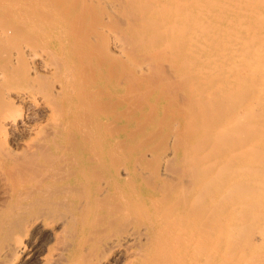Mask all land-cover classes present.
<instances>
[{"label": "bare ground", "instance_id": "6f19581e", "mask_svg": "<svg viewBox=\"0 0 264 264\" xmlns=\"http://www.w3.org/2000/svg\"><path fill=\"white\" fill-rule=\"evenodd\" d=\"M219 262L264 264V0H0V264Z\"/></svg>", "mask_w": 264, "mask_h": 264}, {"label": "rangeland", "instance_id": "374dc122", "mask_svg": "<svg viewBox=\"0 0 264 264\" xmlns=\"http://www.w3.org/2000/svg\"><path fill=\"white\" fill-rule=\"evenodd\" d=\"M134 103V102H133ZM197 245H198V243H197ZM233 260H237L236 258H234V257H231L230 259H229V262H234ZM217 264H224V263H222V262H219V263H217ZM228 264H230V263H228Z\"/></svg>", "mask_w": 264, "mask_h": 264}]
</instances>
